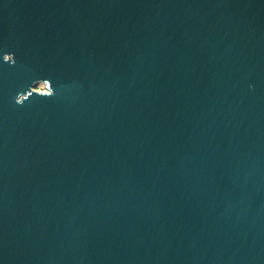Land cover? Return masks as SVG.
<instances>
[{"label": "water", "instance_id": "water-1", "mask_svg": "<svg viewBox=\"0 0 264 264\" xmlns=\"http://www.w3.org/2000/svg\"><path fill=\"white\" fill-rule=\"evenodd\" d=\"M0 264H264V0H0Z\"/></svg>", "mask_w": 264, "mask_h": 264}, {"label": "rangeland", "instance_id": "rangeland-1", "mask_svg": "<svg viewBox=\"0 0 264 264\" xmlns=\"http://www.w3.org/2000/svg\"><path fill=\"white\" fill-rule=\"evenodd\" d=\"M34 88H36L37 90H40V91H45L47 90V86H45V84L43 82H38L34 85Z\"/></svg>", "mask_w": 264, "mask_h": 264}, {"label": "bare ground", "instance_id": "bare-ground-1", "mask_svg": "<svg viewBox=\"0 0 264 264\" xmlns=\"http://www.w3.org/2000/svg\"><path fill=\"white\" fill-rule=\"evenodd\" d=\"M41 82H43L45 84V86H46V83L44 81H41Z\"/></svg>", "mask_w": 264, "mask_h": 264}]
</instances>
